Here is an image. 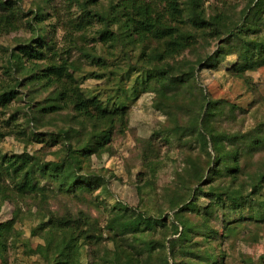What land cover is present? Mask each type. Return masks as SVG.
Here are the masks:
<instances>
[{
    "label": "rangeland",
    "instance_id": "obj_1",
    "mask_svg": "<svg viewBox=\"0 0 264 264\" xmlns=\"http://www.w3.org/2000/svg\"><path fill=\"white\" fill-rule=\"evenodd\" d=\"M110 1L11 0L20 25L0 33V89L14 83L5 73V62L14 45L31 39L26 22L33 23L40 10L47 47L50 44L43 49L47 60L74 65L73 74L85 94L111 100L118 86L132 82L142 71L162 70L166 79L159 88L150 77L152 88L128 100L126 113L115 117L105 147L82 159L79 172L96 182L90 191L63 192L51 177L38 174L41 189L20 194L13 186L15 177L1 173L0 224L6 228L0 236V264H51L61 234L41 225L47 216L68 213L80 218L79 228L96 240L79 248L80 259L92 264H264V221L247 218L264 203V177L258 181L264 176V0H198L208 25L198 29L187 20L181 31L190 32L194 43L160 62L145 55L146 50L138 57L139 48L156 47L155 40L138 42L129 55L123 44L109 46L96 40L101 21L87 15L103 12ZM181 1L187 9L188 0ZM74 22L81 24L80 29H72ZM92 54L103 61L96 63ZM245 57L256 65L237 69ZM23 82L16 87L14 100L0 105V157L27 151L41 162L63 160L68 141L62 132L68 130L71 148H77L89 139L90 123H76L78 118L68 108L40 113L39 106L49 103V88ZM201 132L207 139L208 132L240 138L219 141L224 150L237 148L236 161L229 155L218 166L210 140L208 160L198 140ZM245 140L259 144L247 150L250 142ZM208 168L214 174L207 176ZM199 175V183L192 184ZM197 185L200 192L193 201L200 210L205 204L214 207L217 218L209 227L218 236L209 243L206 234L193 227L182 238L175 220L178 216L199 225L194 212L181 213L179 208L192 198ZM220 189L252 194H247V205L228 201L216 207L213 194ZM123 207L128 211L119 219L139 214L150 220L149 225L141 223L136 231L112 227L110 221L122 214ZM242 207L244 218L237 220ZM228 216L232 221L226 224ZM170 221L177 225L176 232L169 228ZM225 225L236 226L228 238H222ZM121 250L132 256L129 263Z\"/></svg>",
    "mask_w": 264,
    "mask_h": 264
},
{
    "label": "trees",
    "instance_id": "obj_2",
    "mask_svg": "<svg viewBox=\"0 0 264 264\" xmlns=\"http://www.w3.org/2000/svg\"><path fill=\"white\" fill-rule=\"evenodd\" d=\"M89 1L94 3L96 0ZM182 4L181 0H111L103 12L94 11L93 14L87 16L96 15L98 20L101 21L102 28L97 32V41L102 44H108L109 46L115 43L123 44L127 55L133 52V47L137 44L146 43L151 40L157 41L158 45L156 47L149 48L146 45L140 47L138 57L141 58V55L145 54L146 50L149 53L145 55L160 62L167 57L178 54L183 48L194 43L190 32L183 33L181 31V26L187 20L191 22L192 26L198 29L208 25V21L205 22L201 15L203 11L198 9L200 8L197 5L198 0H188L186 4L187 9ZM184 9L188 12V18L184 17ZM40 11H38L39 14L33 16V19H36L33 23L26 22L33 34L31 39L23 43L18 42L11 48L8 54L5 62V73L14 79V83H6L4 86H1L0 105L5 106L17 97L18 92L16 87L19 85L21 79L24 80L23 86L26 83H38L41 87L49 88V103L45 106H39L37 110L40 113L47 114L68 108L73 114V117L78 118L75 121L76 123H82L83 121L90 123L91 134L85 143L77 148H71V138L68 130L63 131L62 137L65 141H68V145L64 148L65 156L63 160L58 159L55 161L41 162L36 159V156H33V154L27 151L11 156L2 155L0 157V175L3 173L9 177L14 176L13 186L20 194L33 193L41 189L37 181L38 174H45L51 177V179L57 182V188L63 192L90 191L93 185H96V182H92L91 177L79 172L81 171L80 165L82 164V159L87 158L91 153L100 151L105 147L110 139L111 131L115 126V117L126 113L127 104L125 103L128 100H131L140 91L152 88L153 84L149 85L150 77L153 81L158 82L159 88H163L164 84L161 80H165L166 76H164L162 70L158 69L153 72H138L132 78V82L129 81L125 86H118L116 93L119 92L118 94L112 95L111 100H104L94 95L90 96L85 94L80 89L79 81L73 74L75 71L73 68L74 65L66 60L57 61L54 58H51L49 61L47 60L43 49L45 47L49 49L50 44L47 47L45 31L41 24L42 13ZM16 17L15 7L11 0H0V33L17 28L20 24L17 22ZM71 22L73 20H70ZM79 23L81 22L79 21ZM79 23L74 22L72 29H80L81 24ZM91 57L98 64L103 61V58L99 55L92 54ZM39 60H42L43 64H37ZM242 62L237 69L243 70L256 65L253 63V60H249L247 57ZM14 74L16 76H13ZM162 76L164 77L160 78ZM127 77L128 75L126 74L125 78ZM127 90L130 92H127ZM81 127L84 126L81 125ZM207 134L209 135V139L201 132L198 134V140L202 150L208 154V160L209 153L206 148L207 142L210 140L215 157L214 161H219L218 166L222 163L224 164L229 155H232L231 157H234V161H236L234 155L237 148L235 150H224L219 141L220 139L234 141L240 138L235 139V136H229L224 133L218 135L208 132ZM52 141L54 143L55 140ZM245 141L250 142L249 140ZM255 142L257 145L259 144L258 141ZM255 142H250L245 149L254 150ZM236 165L237 163L233 164L235 167ZM235 167L229 168L226 171H233ZM213 171V168H208L206 171L207 176L214 174ZM199 177L200 175L192 184L199 183ZM262 177L264 176L260 175L258 181ZM199 192L200 186L197 185L193 190L190 200L188 198L191 194L179 200V203L188 200L187 203L183 202L179 207L181 213L182 210L185 211L186 209L194 212L195 218L199 219V223H197L199 225H195L196 222L192 223L191 221L188 224L178 216H175V220L181 226L179 235L182 238L187 237L189 229L193 227L194 231L205 233L206 236L204 239L209 243L217 235L209 227L217 218L214 214V207L205 204L203 210H200L199 204L197 206L196 202L193 201L194 198H197ZM247 194L251 195L252 193L248 192ZM247 194L246 196L241 195L236 191L228 193L226 190L223 191V189H220L213 194V197L216 199L214 205L216 204L215 206L217 207L218 203L221 202H224L226 205L229 201L232 204L244 206L248 204ZM242 209L243 207L238 211L239 215L236 218L237 220L244 218V215L241 213ZM122 211V214L110 221L112 227L136 231L141 223L146 226L149 225L148 221L150 220L139 214L129 216L125 220L119 219L125 216L128 210L123 207ZM228 217V220L225 221L226 224L232 221L231 216ZM247 218H252L256 222L264 221V203L257 204L255 212L253 213L252 211ZM79 224L80 218H75L69 213L61 216H47L45 222L42 223L41 227L43 229L46 228L49 232H58V234H61L60 239L57 241L59 250L56 251L57 256L51 264H92L87 260L80 259L79 248L94 244L96 240L93 234L80 229ZM168 225L169 228L174 229V232L177 231L178 227L173 221H170ZM235 227H226L225 225L222 238L230 237V230ZM5 228L6 225L0 224V236ZM170 250L173 255V249ZM120 253L124 256L126 262L129 263L132 260V256L124 250H121ZM209 256L212 255L209 254Z\"/></svg>",
    "mask_w": 264,
    "mask_h": 264
}]
</instances>
